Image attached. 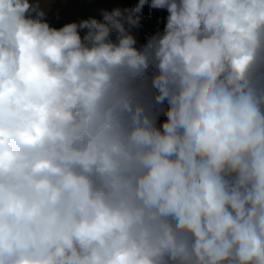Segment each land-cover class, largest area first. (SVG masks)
Returning a JSON list of instances; mask_svg holds the SVG:
<instances>
[{
	"label": "clouds",
	"instance_id": "obj_1",
	"mask_svg": "<svg viewBox=\"0 0 264 264\" xmlns=\"http://www.w3.org/2000/svg\"><path fill=\"white\" fill-rule=\"evenodd\" d=\"M54 2L0 0V264H264V0Z\"/></svg>",
	"mask_w": 264,
	"mask_h": 264
},
{
	"label": "rangeland",
	"instance_id": "obj_2",
	"mask_svg": "<svg viewBox=\"0 0 264 264\" xmlns=\"http://www.w3.org/2000/svg\"><path fill=\"white\" fill-rule=\"evenodd\" d=\"M137 2L138 0H61L60 3H57V0H55L51 4V7L57 6L54 16V27L59 28L66 23L89 17L100 18V9L111 10L115 7H134ZM57 13L59 18H57ZM166 15V11L159 10H152L151 15H149V8L147 6L144 7L141 27L133 29V34L137 37L138 44H143L146 36L153 33L157 27L163 28L161 18Z\"/></svg>",
	"mask_w": 264,
	"mask_h": 264
},
{
	"label": "trees",
	"instance_id": "obj_3",
	"mask_svg": "<svg viewBox=\"0 0 264 264\" xmlns=\"http://www.w3.org/2000/svg\"><path fill=\"white\" fill-rule=\"evenodd\" d=\"M60 1H61V0H57V3H60ZM56 8H57V6L54 5V6L52 7L53 11H50L49 14H48V16H47V18H48V20H49V22H50V24H51L52 26H54V16H55Z\"/></svg>",
	"mask_w": 264,
	"mask_h": 264
}]
</instances>
